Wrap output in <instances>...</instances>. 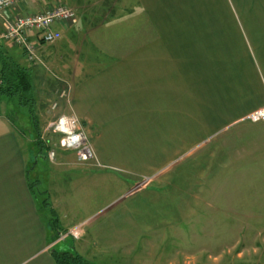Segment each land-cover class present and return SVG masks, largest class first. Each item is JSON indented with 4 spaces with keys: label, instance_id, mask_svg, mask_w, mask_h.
Wrapping results in <instances>:
<instances>
[{
    "label": "crops",
    "instance_id": "obj_1",
    "mask_svg": "<svg viewBox=\"0 0 264 264\" xmlns=\"http://www.w3.org/2000/svg\"><path fill=\"white\" fill-rule=\"evenodd\" d=\"M57 3L76 13L56 25L61 39L30 38L70 80L67 113L96 159L59 160L81 176L49 191L53 229L29 186L37 160L21 143L25 128L0 101V264H57L53 251L72 248L90 264H139L140 246L156 248L160 233L195 215L186 207L205 184L228 186V210L243 193V215L264 234V120H247L264 108V0H22L7 14ZM0 53L34 71L24 49L0 40ZM111 201L120 206L109 210ZM83 221L80 238H57Z\"/></svg>",
    "mask_w": 264,
    "mask_h": 264
},
{
    "label": "rangeland",
    "instance_id": "obj_2",
    "mask_svg": "<svg viewBox=\"0 0 264 264\" xmlns=\"http://www.w3.org/2000/svg\"><path fill=\"white\" fill-rule=\"evenodd\" d=\"M32 65L37 98L36 112L40 123L41 137L44 144L49 147L44 157H37V165L31 175L32 181H38L37 196L43 201L47 198L50 200L49 191L56 194V188L61 186L60 183L65 182L68 178L81 176V169L78 165L60 164L59 160L70 161L72 159L76 163H81L78 161L75 152L61 149L59 145L60 135L54 132L51 127L52 123L60 116L68 114L67 103L71 96L72 84L65 73L64 75L60 73L59 76L57 75L58 70L50 61L39 58ZM13 102L8 103L11 104V108L8 111L6 109V111L11 113L15 123L25 128L20 137L21 143L28 150V156L30 152H33V156L35 154L36 157L35 130L31 126L26 109L18 108ZM210 140H205L203 144ZM53 150L55 158L51 159L49 154ZM182 162L180 165H178L180 162L176 163L175 161L173 163H176L175 166L178 165L182 171H188L194 165L191 160ZM166 171H160L156 176L164 175ZM197 174L196 172L195 176H198ZM224 175L225 172L221 174V176ZM140 180L143 184L144 177ZM141 184L136 186L134 191ZM226 187L228 186L219 184L199 185V194L195 195V202H189L186 207L188 213H195V215L187 218L184 222L182 220L179 226L174 225L173 230L180 228L181 232L170 230L167 234L160 233L159 238L162 237V239H157L153 243L155 247L158 245L156 248L143 249L144 247L140 246L137 250L139 252V264H264L261 262V254H264V250L260 249V242L264 234L259 231V218H248L243 215V208L245 207V203L241 201L243 193L237 192L235 208L231 207L234 210H228V205L232 203L228 202L231 195ZM220 188L222 190L219 191ZM126 195L128 194L126 193L123 198ZM113 202H109V206H107L109 210H114L120 206L112 204ZM177 204L183 208V203L177 202ZM199 213L202 215L199 216ZM80 223H85V221ZM84 232L85 226L82 235ZM61 234L57 235L59 240ZM69 238H66L65 241Z\"/></svg>",
    "mask_w": 264,
    "mask_h": 264
},
{
    "label": "built area",
    "instance_id": "obj_3",
    "mask_svg": "<svg viewBox=\"0 0 264 264\" xmlns=\"http://www.w3.org/2000/svg\"><path fill=\"white\" fill-rule=\"evenodd\" d=\"M21 1L0 0V19L3 20L4 25L3 30L0 31V40L21 47L26 51L28 60L36 62L38 60L36 42L56 43L62 37L61 32L56 29V25L73 20L76 17V13L67 5L57 3L53 8L44 12L8 15L7 12L20 4ZM34 34H36L38 39L36 42L30 38ZM247 120L251 122L264 120V108H260L249 114ZM51 127L54 132L60 135L59 145L61 149L75 152L80 163H88L96 159L90 139L83 130L81 121L76 115H62L52 123ZM49 155L51 159H54V150ZM153 177H145L142 181L143 184L140 183V187L148 185ZM85 224L79 223L62 232L60 240H65L68 237L74 239L80 238Z\"/></svg>",
    "mask_w": 264,
    "mask_h": 264
},
{
    "label": "trees",
    "instance_id": "obj_4",
    "mask_svg": "<svg viewBox=\"0 0 264 264\" xmlns=\"http://www.w3.org/2000/svg\"><path fill=\"white\" fill-rule=\"evenodd\" d=\"M34 78L35 76H33V71L30 67H23L11 58L4 57L3 54L0 53V101L5 99L7 104L14 101L18 108L26 109V114L30 120L31 126L35 130L34 144L37 148V156L34 159L33 166L37 157H44L49 149V147L44 144L41 137L40 123L36 112L37 98ZM7 106L11 108V104ZM32 167L30 170L33 169ZM37 182V180L32 181L31 179L30 181L29 179V186L35 197L37 196L38 189ZM40 207L49 212L50 224L53 229H57L59 217L48 198L40 203ZM53 256L57 264H90L86 258L75 252L73 248L61 251L55 249L53 251Z\"/></svg>",
    "mask_w": 264,
    "mask_h": 264
}]
</instances>
